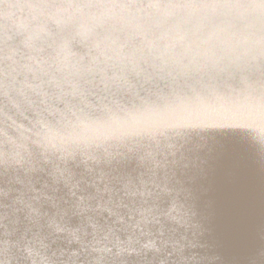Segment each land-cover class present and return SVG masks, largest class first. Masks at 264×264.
Here are the masks:
<instances>
[{"label":"water","instance_id":"water-1","mask_svg":"<svg viewBox=\"0 0 264 264\" xmlns=\"http://www.w3.org/2000/svg\"><path fill=\"white\" fill-rule=\"evenodd\" d=\"M24 2L34 0H0V36L12 37L0 52V141L43 153L35 143L38 124L59 120L70 110L87 107L99 114L109 105L128 111L146 103L165 110L167 119L154 122L159 128L155 138L137 139L129 147L161 161V179L169 173L188 194L191 212L173 239L187 234L208 264H260L264 211L258 209L264 206V193L255 207L245 195L260 183L264 191V177L249 176L254 159L264 158V142L238 126L231 112L250 95L264 99V18H237L229 8H216L245 5L244 0H194L179 16L171 0H165L160 11L147 3L120 6V22L103 31L124 37L119 45L134 58L136 70L129 64L124 79L109 89L99 77L81 80L82 94L73 95L63 73L39 65L40 58L24 46V34H6L4 5ZM141 42L159 58L142 55ZM73 51L84 63L90 61L84 45L75 43ZM77 157L83 167L91 163L85 155ZM139 221L129 211L122 226L109 227L84 243L111 249L107 264H157V255L144 245L156 241L158 233ZM80 251L79 246L57 244L51 252L59 261H76Z\"/></svg>","mask_w":264,"mask_h":264},{"label":"snow or ice","instance_id":"snow-or-ice-1","mask_svg":"<svg viewBox=\"0 0 264 264\" xmlns=\"http://www.w3.org/2000/svg\"><path fill=\"white\" fill-rule=\"evenodd\" d=\"M49 4H72L85 7L114 5L148 8L165 6V0H44ZM173 6H191L194 0H171ZM244 4L258 9L264 15V0H244ZM52 36L59 34L54 20L46 24ZM114 43L124 39L112 36ZM73 50L75 41H69ZM8 40L0 36V52ZM128 44L125 43L124 47ZM47 51V50H45ZM138 51L147 57L155 53L140 44ZM135 64L133 57H126V65ZM112 72V69H102ZM99 74V72H97ZM124 79V76L121 78ZM12 141H0V242L5 239L6 228L12 238L23 243L29 236L35 237L51 252L57 244L79 246L76 255L80 264H105L96 257L89 244V236L107 231L109 227L122 226L129 211L140 217V224L158 233V239L144 245L150 254L157 255V264H208L196 241L185 234L183 239H173L174 230L183 231L186 217L187 192L169 173L161 179V161L141 156L130 148L99 163L92 159L87 167L78 162L77 155L58 158L37 150L20 148L21 163L7 162ZM157 212L159 215H157ZM107 219V223L105 220ZM191 231V228H190ZM151 240V237H149ZM59 249H57L58 251ZM109 251H112L111 249ZM55 253V252H53ZM168 259L161 261V257ZM69 257L57 264H76ZM260 264H264L261 256Z\"/></svg>","mask_w":264,"mask_h":264},{"label":"clouds","instance_id":"clouds-1","mask_svg":"<svg viewBox=\"0 0 264 264\" xmlns=\"http://www.w3.org/2000/svg\"><path fill=\"white\" fill-rule=\"evenodd\" d=\"M190 7L175 6L174 13L179 16ZM216 8H229L237 18H264L258 9L247 5H217ZM155 9L160 11V7ZM241 9L247 11L241 12ZM123 14V9L114 5L85 7L34 0L5 4L3 20L6 34H24V46L40 58L39 65L54 67L63 73L73 89L70 94L77 95L82 94L79 84L81 80L91 82L99 77L105 89L118 86L122 80L121 69H124L128 55L122 46L113 42V34L103 30L109 25L114 28ZM48 20L57 23V36H52L48 31ZM11 38L6 37L7 40ZM70 40L89 49L91 59L88 63H84L71 49ZM218 55L224 57L222 51ZM152 57L159 58L155 53ZM5 58L11 59L7 56ZM136 68L137 65L132 66L133 71ZM102 69H112V72ZM231 115L238 126L249 129L264 142V99L250 95L247 102L232 109ZM157 119L166 120L167 112L147 103L128 111L109 105L100 109L99 114L85 107L70 110L59 120L39 123L34 132L35 143L43 153L58 158L81 154L99 163L101 159L122 152L120 149H130L129 145L137 139L155 138L159 131L154 124ZM20 148L15 143L9 146V164L21 163L18 155ZM89 247L98 253L97 257L104 259L105 264L113 255L106 245L101 247L90 243ZM0 264H57V257L35 237L21 243L13 239L11 229L6 228L5 239L0 242Z\"/></svg>","mask_w":264,"mask_h":264},{"label":"bare ground","instance_id":"bare-ground-1","mask_svg":"<svg viewBox=\"0 0 264 264\" xmlns=\"http://www.w3.org/2000/svg\"><path fill=\"white\" fill-rule=\"evenodd\" d=\"M262 149H264V147ZM252 167H253V169L249 173V176L252 179H254L255 178L254 175L256 173L263 180V177H264V158L263 157H257V159H254V164L252 165ZM262 193H264V191L262 189V184L260 183V185L255 189V191L247 192V194L245 195L246 201L248 203H251L255 207L258 203L262 202V200H263ZM249 200L252 202H250ZM258 211L259 212L264 211V206L259 208ZM255 215L260 218L259 213L257 211H256Z\"/></svg>","mask_w":264,"mask_h":264}]
</instances>
